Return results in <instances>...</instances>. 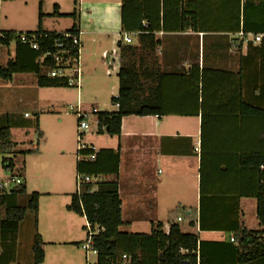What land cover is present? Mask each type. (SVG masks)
Wrapping results in <instances>:
<instances>
[{"label": "crops", "instance_id": "obj_1", "mask_svg": "<svg viewBox=\"0 0 264 264\" xmlns=\"http://www.w3.org/2000/svg\"><path fill=\"white\" fill-rule=\"evenodd\" d=\"M2 2L0 0V9L4 4ZM74 4V8L68 11L63 0H42L37 23L31 25L33 29L30 33L39 30L66 33L75 23L65 29L61 28V23L73 20L70 15L76 12L81 34V66L89 71L86 79L96 75L89 69L95 59L101 58L107 78H112L114 72L118 77L121 62L129 61L139 69L142 87L156 89L159 84L162 87L165 108L162 115L124 117L119 137L94 132L85 143L88 148L107 151L100 158L105 172H110L113 167L110 162L113 156L108 152L119 154L118 175H102L101 181L118 183L122 227L129 229L124 232L150 234L158 225H163V230L167 232L171 225L177 224L182 233L194 234L200 242L206 243L203 245L206 264H240L239 256L233 250V247H240L238 227L249 231L263 230L257 216L256 197L260 194L264 196V165L257 168L246 166L242 161L253 154L264 156V116L243 114L239 96L241 88L244 93L254 90L255 98L260 93L264 94V65L262 67L257 62L252 70L251 65L242 64L248 55L249 43L259 47L262 41L255 42V38H264V0H208L205 4L201 0H174L173 4L169 1L167 7L174 11L205 14L200 26L207 28L208 32L195 33L191 29L181 33L156 32L154 40L148 42L146 37L140 42L137 34L132 33L129 34L132 44L123 40L128 33L122 31V0H74ZM184 23L185 27L191 28L190 18L188 21L187 17ZM23 25L8 26L9 29L1 31L14 33L22 30ZM182 25L179 21L170 24L174 28H181ZM84 41L90 43L89 49ZM119 42H122L120 48ZM12 44L1 47L0 52L6 50L11 55ZM150 44H157L154 54L148 53L147 46ZM129 47L138 50L128 52ZM107 48L112 49L108 51ZM16 50L15 43L13 57L8 63L15 59ZM106 53L109 54L108 60L114 55L118 58L111 76L105 64ZM30 75L36 77L38 90L33 89V85V90H29ZM117 85L116 94L119 92V77ZM60 89L39 87L35 74H15L10 81L0 79V106L9 105L12 97L21 92L22 96H18L21 101H36L34 105L37 107L47 105L54 109L58 104L54 99ZM146 94L147 91L142 95L146 97ZM42 97L45 99L41 100ZM249 104L264 110V98ZM112 105L114 111H104L99 105L93 106L92 110L116 112L118 108L113 102ZM92 110L84 112L91 113ZM1 115L0 130L6 123L10 124L11 142L15 145L10 154L0 151L2 162L4 159L12 160L14 171L21 175L27 192L36 191L42 197L69 196L68 183L62 179L64 164L61 159H56L54 168H50L49 164L48 174L53 169L56 172L52 173L54 175L40 176L45 171L41 165L38 177L42 179L38 183L29 174L27 157L41 156L39 150L47 142L44 133L38 131V141L33 149L21 151L18 143L12 140V130L26 127L17 120L15 113L8 114L0 109ZM95 118L90 116L89 121ZM40 186L49 189L42 191ZM22 197L18 200L19 204ZM63 202L65 209H57ZM70 204L71 201H53L44 204L47 207L43 212V204L40 203L38 223L34 227L29 226L28 242L23 237L22 228L26 217L16 234L0 229V264H27L26 260L28 264H34L36 234L44 244L45 264L48 247L57 245L56 241L46 240L45 236H53L59 233L58 229L66 228L63 220L72 219V215L79 216L69 211ZM180 211L183 216L177 215ZM1 213L0 209V223L3 220ZM42 214H45L43 219ZM165 215L170 223L163 220ZM81 218L86 223V219ZM179 218L182 221L179 222ZM201 218L209 227L219 229L201 231ZM57 219L62 223L60 228H57ZM44 222H47L45 231L42 229ZM146 225L149 228L147 233ZM256 245L258 257L254 264H264V235L259 236ZM242 247L244 255L249 256L252 248Z\"/></svg>", "mask_w": 264, "mask_h": 264}, {"label": "trees", "instance_id": "obj_2", "mask_svg": "<svg viewBox=\"0 0 264 264\" xmlns=\"http://www.w3.org/2000/svg\"><path fill=\"white\" fill-rule=\"evenodd\" d=\"M174 3V0H122L121 18L122 31L128 34H137L141 42L142 38L146 37V41L154 40L156 32H186L191 29L193 32L199 31L208 32L207 28L201 27L203 16L201 13H186L174 11L173 8L167 7L168 2ZM208 0H201L205 4ZM42 5V0L40 6ZM204 6V5H203ZM76 23L72 29L63 34L76 36L79 33L78 16L76 12L70 15ZM191 20V28L184 26L185 20ZM179 21L183 23L181 28H174L170 24ZM199 25V28H197ZM245 34V29L243 32ZM4 39H0V48L7 47L16 40L14 33H6ZM32 34V33H27ZM36 34L42 36L41 49L33 50L28 45H23L17 41L16 57L10 61L5 67L0 66V79L10 81L15 74H35L38 77V86L41 88H68L66 79H56L48 76V72L55 68V61L51 56H47L42 61L41 59L47 53L57 52L54 44L56 39L62 37L61 34L46 33L37 31ZM48 37L45 38L44 36ZM259 47L252 43L248 45V55L243 59L248 65L253 66L260 62L264 65V38L261 39ZM118 43V47H121ZM147 46V45H146ZM157 44L148 45L149 54H154ZM136 48L129 47L128 52H135ZM76 50L72 52L75 56ZM69 56H66L68 59ZM260 61H256V60ZM119 98L113 97L112 102L119 108L112 113H97L100 122V130L98 134L106 133L112 137H119L121 134L122 120L128 116H156L162 115L165 112L163 103L162 87L156 89L145 88L140 84V72L136 64L129 61L121 62L119 73ZM246 86H249V77ZM243 83V78H241ZM144 97L142 94L146 93ZM258 98H255L254 90L243 92L241 88L239 99L242 102L241 112L248 116H264V110L255 108L253 104L255 100L264 98V94L260 93ZM247 102V104L244 103ZM15 148L11 142L10 124H7L0 130V151L2 154H10ZM107 151H98L94 162L78 161L77 175L82 176H117L119 168V154L109 151L113 157L110 159L113 167L110 172H105L102 169L100 158ZM32 153V152H27ZM93 152L91 150H83L78 152L82 156H89ZM13 167L11 159H4L2 162L3 168L6 163ZM246 166L261 167L264 165V156L253 154L242 161ZM18 174V173H17ZM20 177L21 175L18 174ZM96 191L88 193L93 187L91 184L83 185L82 194L77 192L72 196L71 204L68 207L69 211L86 219L93 228L104 229L93 238V247L98 252L95 264H206L205 251L203 245L206 243L200 242L198 236L194 234L182 233L177 224H173L166 233L163 230V225H158L150 234H130L121 231L122 222V202L120 200L117 181H101L95 185ZM26 186L23 183L10 194H0V209L2 210L3 220L0 223V229L4 232L16 234L20 224L24 221L28 211L38 214L40 193L31 194L30 201L26 207L19 205L18 200L26 194ZM257 216L260 226L263 228L259 231H249L238 227L237 233L240 234V247H233L238 257L240 264H254L257 259L256 244L260 235H264V196L262 194L257 197ZM199 229L201 231H210L212 228L207 225V222L202 218L199 220ZM216 231V230H214ZM43 242L38 234H36L33 244L34 264H43L45 253L43 250ZM241 246L251 247V253L244 255ZM126 256V259L123 257Z\"/></svg>", "mask_w": 264, "mask_h": 264}, {"label": "rangeland", "instance_id": "obj_3", "mask_svg": "<svg viewBox=\"0 0 264 264\" xmlns=\"http://www.w3.org/2000/svg\"><path fill=\"white\" fill-rule=\"evenodd\" d=\"M3 5L0 9V30L9 29L8 26H19L24 24L21 27H24L22 30H16L15 36L19 34H26L32 32V26L36 25V18L39 15L40 3L41 0H3ZM67 6L68 11L74 8V0H63ZM35 22V23H34ZM76 21L73 20H63L61 23V28L65 29L70 27ZM32 25V26H31ZM20 27V26H19ZM18 29V28H17ZM23 30H30L29 32ZM34 31V30H33ZM85 42V41H84ZM86 46L90 47V43L85 42ZM14 45L13 42L11 46V55L8 54V51L4 50L0 52V66L7 65L9 59L13 57L14 54ZM109 47V46H108ZM112 48H107L108 51H111ZM1 58L4 60L2 61ZM95 59L92 65L90 66V71H94L92 74L94 77L91 79H86L87 73L84 67L81 66L82 76L80 83V95L76 88H62L57 91V96L54 99L55 108L52 109L47 105L36 106L31 102L21 101L18 96H22V93L12 97L9 105L6 104L4 107L0 106L3 112L8 114L15 113L17 120L21 121L26 127L24 129L12 130V140L19 145V150H31L34 148V145L37 144V134L38 131L44 133L47 142L44 146H41L40 153L41 156L34 157L32 155L27 157L29 160V174L35 182L39 179L38 169L40 167H45L44 174L40 176H49L54 175L56 172L50 170L51 174H48V168H54L56 166V159L63 161V171L62 179L68 183L67 192L71 193L69 196L66 195H52L51 197H40V203L43 204V212L47 207L44 204H48L53 201H68L70 203L72 194L76 193L75 178H76V161L78 157V118L75 113V109L78 103L82 104V110H92L93 106L99 105V107L104 111H114L112 105L111 97H115L117 93V83L118 77L117 73L114 72L112 78H107L105 68H102L100 61ZM91 62V60H90ZM116 73V74H115ZM36 77L30 75L28 77V84L30 86L29 90H38L35 85ZM33 85V89L32 88ZM96 89L99 91L97 92ZM116 89V90H115ZM39 99V98H38ZM44 100L45 97L40 98ZM39 99V100H40ZM40 102V101H39ZM53 113V114H52ZM4 114V113H2ZM27 114V116H26ZM3 118V115L0 116V120ZM60 119V120H59ZM4 120V119H3ZM38 120V124H37ZM95 132V126L90 133L84 136L83 141L86 143V140L90 138L91 134ZM18 150V151H19ZM65 153V155L63 154ZM22 161V160H19ZM22 164V162H20ZM43 165V166H41ZM54 173V174H52ZM10 176L3 170L2 165V154H0V182L5 178ZM38 183V182H37ZM42 191H46L49 187L40 186ZM36 191L28 190L26 196L22 197L20 200V206L26 207L30 201L31 194ZM42 195V194H41ZM71 195V196H70ZM193 202V200H188ZM65 203H61L57 207L62 210ZM45 214H42V219ZM177 215L183 216V213L180 211ZM55 219V217H52ZM168 216H163V220L167 221ZM56 220V219H55ZM45 221V219H44ZM50 222V221H49ZM66 222V228L58 229L59 233L53 236H45L46 240L56 241L57 245L48 247L47 253L48 258L45 264H95L96 257L90 256L89 261L86 260V253L82 250L81 246L86 243L87 240V230L85 228V221L79 217L72 215V219L63 220V223ZM38 223L37 215L28 211L26 215V220L23 225V237L27 238L28 242V232L29 226H36ZM45 223H42V229L45 231ZM170 223V222H166ZM57 228L62 226V223L59 219L56 221ZM84 226V227H83ZM121 231H129L127 226H124L120 229ZM130 231H132L130 229ZM149 232V228L146 225V233ZM28 256V255H26ZM27 264L29 263L28 260Z\"/></svg>", "mask_w": 264, "mask_h": 264}, {"label": "built area", "instance_id": "obj_4", "mask_svg": "<svg viewBox=\"0 0 264 264\" xmlns=\"http://www.w3.org/2000/svg\"><path fill=\"white\" fill-rule=\"evenodd\" d=\"M62 37L60 39H56L54 44L57 48V52L55 53H47L44 55L43 58L47 56H51L55 61V68L50 70L48 72V76L51 78L56 79H66L68 86L70 88H76L78 91V95H80V83H81V76H82V70H81V41H80V32L76 36H70L69 34H61ZM45 38L48 36L45 35ZM5 34L3 31L0 30V39H4ZM16 40L19 41L23 45H28L35 51H39L41 49V39L42 36L39 34H36V32L32 34H19L15 36ZM261 37H256L255 42H260ZM14 41L17 43V41ZM124 42L126 44H132V38L131 35L126 34L124 36ZM76 50L77 53L75 56L72 55V52ZM109 54H104V58L106 60L105 64L107 67V73L109 76H111L116 69L115 63L118 61V58L114 55L111 60H108ZM66 56H69L68 59H66ZM115 67V68H114ZM116 99L119 98V95L116 94ZM116 108H119V105L116 104ZM75 113L78 118V152H81L83 150H91L93 153L89 156H82L81 154H78V160L79 161H86V162H94L96 159V155L98 151L95 148H88L86 144L83 141V138L86 134L90 133L93 129V126H95V133L98 134L100 130V122L97 117L98 110L94 109L91 113H85L82 110L81 103L77 104V107L75 109ZM90 116H96V118L93 121H89ZM3 170L9 174L7 178H5L3 181L0 182V194H10L13 190H15L17 187L22 185L24 183L23 179L14 171V167L10 166V164L7 162L5 164V167ZM102 180V176H82L77 175L76 177V188L77 193L79 195L82 194V187L86 184H91L93 187L88 191V193H93L96 191V184H98ZM179 222L182 221V218L178 219ZM87 230V240L86 243L81 246L82 250L86 253V260L89 261L90 256H98V252L93 247V238L100 232H103L104 229L101 228H93L87 221L86 226ZM167 231L166 233H168ZM123 259H126V256L123 257Z\"/></svg>", "mask_w": 264, "mask_h": 264}]
</instances>
